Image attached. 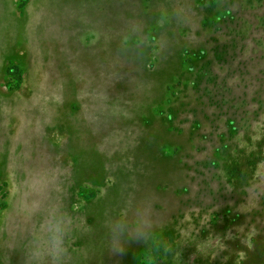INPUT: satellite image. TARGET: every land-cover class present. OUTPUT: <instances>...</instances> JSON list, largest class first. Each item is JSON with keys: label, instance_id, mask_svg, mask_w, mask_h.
I'll use <instances>...</instances> for the list:
<instances>
[{"label": "rangeland", "instance_id": "374dc122", "mask_svg": "<svg viewBox=\"0 0 264 264\" xmlns=\"http://www.w3.org/2000/svg\"><path fill=\"white\" fill-rule=\"evenodd\" d=\"M0 264H264V0H0Z\"/></svg>", "mask_w": 264, "mask_h": 264}, {"label": "clouds", "instance_id": "9594fccd", "mask_svg": "<svg viewBox=\"0 0 264 264\" xmlns=\"http://www.w3.org/2000/svg\"><path fill=\"white\" fill-rule=\"evenodd\" d=\"M49 239L45 242V245L50 247V255L55 261L59 259L65 253V247L63 242V232L62 229L58 226H54L49 230ZM39 249H37V254H39Z\"/></svg>", "mask_w": 264, "mask_h": 264}]
</instances>
